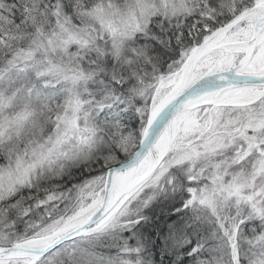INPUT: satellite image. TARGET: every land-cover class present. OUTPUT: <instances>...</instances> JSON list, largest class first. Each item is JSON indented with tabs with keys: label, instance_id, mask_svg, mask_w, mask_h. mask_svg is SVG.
Returning a JSON list of instances; mask_svg holds the SVG:
<instances>
[{
	"label": "snow or ice",
	"instance_id": "obj_1",
	"mask_svg": "<svg viewBox=\"0 0 264 264\" xmlns=\"http://www.w3.org/2000/svg\"><path fill=\"white\" fill-rule=\"evenodd\" d=\"M0 264H264V0H0Z\"/></svg>",
	"mask_w": 264,
	"mask_h": 264
}]
</instances>
